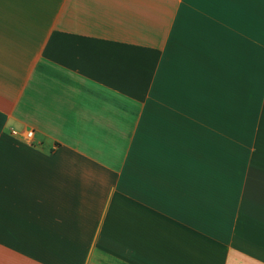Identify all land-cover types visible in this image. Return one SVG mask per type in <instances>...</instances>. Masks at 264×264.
I'll return each mask as SVG.
<instances>
[{
	"label": "crops",
	"instance_id": "1",
	"mask_svg": "<svg viewBox=\"0 0 264 264\" xmlns=\"http://www.w3.org/2000/svg\"><path fill=\"white\" fill-rule=\"evenodd\" d=\"M0 264H264V0H0Z\"/></svg>",
	"mask_w": 264,
	"mask_h": 264
},
{
	"label": "built area",
	"instance_id": "2",
	"mask_svg": "<svg viewBox=\"0 0 264 264\" xmlns=\"http://www.w3.org/2000/svg\"><path fill=\"white\" fill-rule=\"evenodd\" d=\"M30 135V133H28V136Z\"/></svg>",
	"mask_w": 264,
	"mask_h": 264
}]
</instances>
